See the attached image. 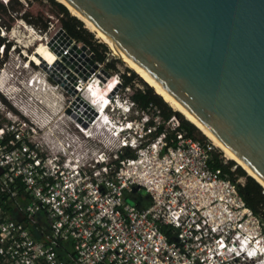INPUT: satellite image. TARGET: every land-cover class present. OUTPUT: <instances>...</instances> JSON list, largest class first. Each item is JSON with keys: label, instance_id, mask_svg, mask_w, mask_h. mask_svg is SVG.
Here are the masks:
<instances>
[{"label": "built area", "instance_id": "2783aa9c", "mask_svg": "<svg viewBox=\"0 0 264 264\" xmlns=\"http://www.w3.org/2000/svg\"><path fill=\"white\" fill-rule=\"evenodd\" d=\"M150 122L113 156L44 145L0 108V264H264V218L214 166L212 146L175 122L172 144L153 139L162 122ZM145 136L160 143L150 150ZM143 191L142 209L127 195Z\"/></svg>", "mask_w": 264, "mask_h": 264}, {"label": "water", "instance_id": "95a60500", "mask_svg": "<svg viewBox=\"0 0 264 264\" xmlns=\"http://www.w3.org/2000/svg\"><path fill=\"white\" fill-rule=\"evenodd\" d=\"M60 1L264 187V0Z\"/></svg>", "mask_w": 264, "mask_h": 264}, {"label": "rangeland", "instance_id": "374dc122", "mask_svg": "<svg viewBox=\"0 0 264 264\" xmlns=\"http://www.w3.org/2000/svg\"><path fill=\"white\" fill-rule=\"evenodd\" d=\"M0 2L5 5L8 4L10 9L13 10L18 8V3L20 2L33 16H42L44 20L49 19L51 21L48 23L49 26L46 30L39 29L22 19L21 16L24 12L18 14L8 10L2 16L12 25L10 30L4 35H2L0 30V36L6 38L5 43L8 44V40L11 41L8 51H4L3 53L0 51V75H2L0 79L1 112L4 116H7V113H11L14 120L26 122L29 125L28 127L33 126L37 130L35 139L38 142L50 147L55 146L56 148L63 143L64 145L71 144V146L80 147L83 150L94 149L99 151V149H102L109 151L114 156L123 140H131L144 132L143 125L147 121L150 120L157 124L163 122L158 108L154 106H151L145 115H143V112L139 108L131 107V97L138 90H146L149 88V85L135 71L128 68L120 58L115 57L110 47L102 43L92 33L97 43L104 44L107 47V59L105 63L96 61L92 50L83 41L73 38L76 41L73 47H79L78 43H83L89 48L91 51L89 58L92 63V69L87 73H83L84 77L79 76L76 82L80 83L79 97H86L92 105L102 111L98 118L108 120L109 124L106 125L105 123V125L111 130H109L111 135L105 131H101L100 136L93 138L85 137L77 128L75 117L68 112L69 108L77 103L78 97L73 96L70 92L71 86L64 83L66 80L63 79V75L52 66V63L56 64L54 60L50 61L48 55L44 53V48L47 44L63 35V33H59L63 28L57 22V18L53 16L55 14L53 13V6L48 0H0ZM12 15L14 18L17 17V20H12ZM66 46L61 49L62 59H59L63 64L68 66V71L71 70V72L77 74L78 72L64 61V58L70 54L72 48L70 43H67ZM37 57H40L39 59L43 61L44 65L47 63L49 68H52L51 73L59 82L41 69L42 65L37 60ZM109 64L114 66L112 67L113 69L108 67ZM57 66L62 71V67ZM130 71L134 73L135 78L129 88H124L120 76L124 74L132 75ZM41 80L43 83H40ZM46 90L49 91L46 92ZM55 102L56 105L52 106ZM23 104L31 111L33 116L25 115L26 113L21 109V106H24ZM50 106L51 108H49ZM129 108L130 111H128ZM173 111L176 112L175 110ZM44 126L46 127L44 128ZM72 139L76 140L75 144L71 143ZM158 142L160 143L159 140L155 142L150 141V138L147 136L142 141L143 144H148L149 146L147 147L149 148H154V145L158 146ZM211 144L215 146L212 142ZM219 150L222 152L221 158L225 162H234L229 160L221 149ZM244 182V177H237V183L243 184ZM127 198L132 204L138 205L142 209L151 206V200L145 191L142 192V195L137 192L129 193Z\"/></svg>", "mask_w": 264, "mask_h": 264}, {"label": "trees", "instance_id": "16d2710c", "mask_svg": "<svg viewBox=\"0 0 264 264\" xmlns=\"http://www.w3.org/2000/svg\"><path fill=\"white\" fill-rule=\"evenodd\" d=\"M53 6V16L57 18V22L60 23L61 27L75 40L83 41L94 53L96 61L100 63H105L107 59L108 49L104 44L97 43L94 40L92 33L85 28V24L73 17L69 10L58 3L55 0H48ZM8 10L14 11L16 13H23L21 16L22 19L26 20L31 25L46 30L48 28V23L51 22L49 19L44 20L42 16L35 17L33 14L28 12L29 10L20 2L18 3L17 9H10L8 4H3L0 2V18L1 25L10 29L11 25L8 23L5 18L2 16L4 13H7ZM12 20H17V17L11 16ZM45 21V22H44ZM5 39L0 37V47L4 44ZM108 67L112 68V64H109ZM113 69V68H112ZM132 75L124 74L120 76L122 81V86L124 88H129L132 85V82L135 78V75L130 71ZM132 101L135 103L136 107L140 109L143 114H147L150 107L154 106L158 108L159 113L162 117V124L159 125L157 131H155L151 137L156 139L161 135H165V138L169 144H172L173 139H177L175 131L171 130V123L175 122L177 124L178 130H184L188 133L189 136L193 137L196 140L201 141L204 144L212 146L211 142L207 139L205 135L191 122L187 119L185 120L181 113L174 112L164 100L158 96L154 90L149 87L146 90H138L132 97ZM148 126H155V123L151 121ZM212 155H213V164L215 167H219L223 170L224 174L229 176L234 182H237V177H244L245 182L239 184L238 188L243 196L246 204L250 207L254 213L258 216L264 218V188L252 177H250L247 172L238 166L235 162H225L221 158V151L217 147L212 146ZM128 156L136 157L134 152H128ZM236 166V169L233 170V167ZM237 176V177H236Z\"/></svg>", "mask_w": 264, "mask_h": 264}, {"label": "bare ground", "instance_id": "6f19581e", "mask_svg": "<svg viewBox=\"0 0 264 264\" xmlns=\"http://www.w3.org/2000/svg\"><path fill=\"white\" fill-rule=\"evenodd\" d=\"M58 3H61L62 5H64L70 12V14L73 17H76L77 19H79L80 21H82L86 28L93 33L102 43H104L105 45L109 46L113 55L115 57L120 58L125 65L132 69L133 71H135V73L137 75H139V77L149 85V87H151L155 93L160 96L164 102L166 104H168L173 110L181 113L137 68L136 66L130 61L128 60L119 50H117L111 43H109L107 40H105L104 38H102L100 35H98L92 28H90L73 10H71L69 7H67L64 3H62L60 0H56ZM51 42V41H50ZM67 43H69V38L67 37V35L63 34L61 37L54 39L51 43L47 44L45 49V54L48 55L50 61H53L59 65L60 67H62V71L59 70L60 68H58V66L54 63H52L53 67H55L61 75H63V79L66 80L64 81V83L68 86H71V93L73 94L74 97H78L77 98V103H75V105H73V107L69 108L68 112L70 114H72L76 121H77V128L81 131V133L88 138H93V137H97L101 135V131H105L107 132L109 135H111L110 133V129H108L106 127V125L109 124L108 120H102L100 119V117L98 118V116L102 113L101 110H98L96 108V106L92 105L90 103V101H88L86 99V97H79V91H80V83L76 82V80H78L79 76L84 77L83 73H87L90 69H92V63L91 60L89 58V56H91V52L89 51H84L81 50L83 49V47L81 45H78L79 47H72L70 54L67 55V57L64 58V61H66L75 71H77L78 73L75 74L74 72H71V70H67L68 66H66V64H63L61 62L60 59H62V57H58L61 49L63 47H67ZM60 46V47H59ZM71 48V47H70ZM51 52V54H50ZM58 52V54H57ZM69 52V51H68ZM49 53V54H47ZM40 57H37V60L39 61V63L42 65V70L45 73H51L52 68L50 69L49 66L47 65V63H45V65L43 64V61L39 59ZM60 58V59H59ZM80 61H82L80 63ZM56 65V66H55ZM94 69V68H93ZM56 71V70H53ZM67 71V72H66ZM42 78V77H41ZM86 78V77H85ZM62 79V80H63ZM85 80V79H84ZM39 81V80H38ZM31 82V81H30ZM35 82V81H34ZM33 82V83H34ZM36 83V82H35ZM40 83H43L42 80L40 81ZM30 84V83H29ZM38 84V83H37ZM45 84V83H44ZM60 84V83H59ZM50 85V84H49ZM62 85V84H61ZM33 86V84H32ZM39 86V85H38ZM63 86V85H62ZM31 87V86H30ZM64 87V86H63ZM39 88V87H37ZM41 88V86H40ZM39 88V89H40ZM42 89V88H41ZM46 89V88H45ZM49 89V88H48ZM66 90V89H65ZM68 90V89H67ZM49 90H46V92ZM88 96V95H87ZM39 98V96H38ZM42 99V98H40ZM90 100V99H89ZM94 100V99H93ZM44 101V100H43ZM45 103V102H44ZM47 103V102H46ZM16 105H18L17 103H15ZM24 105V104H23ZM56 105V102L52 105L54 106ZM45 107V106H44ZM69 107V106H68ZM51 108V106L49 107ZM21 109L24 111V113H26L29 116H33L31 114V111L29 109H27L24 106H21ZM182 114V113H181ZM183 115V114H182ZM95 116V117H94ZM184 116V115H183ZM94 117V118H93ZM185 117V116H184ZM98 118V119H97ZM97 119V120H96ZM185 119H187L189 122H191L194 126H196L202 133L203 135H205L217 148L221 149L223 151V153H225L226 157L229 160H232L234 162H236V164H238V166H240L241 168H243L247 174L254 178L241 164L240 162L234 158L230 153H228L225 149H223L220 145H218L215 141H213L204 131H202L197 125H195L192 121H190L188 118L185 117ZM105 121V122H104ZM106 123V125H105ZM42 126V125H41ZM46 126H44L45 128ZM51 130V129H50ZM110 130V131H109ZM109 131V132H108ZM68 134V133H67ZM99 138V137H98ZM71 143H76V140H71ZM255 179V178H254ZM256 180V179H255ZM257 181V180H256ZM258 182V181H257ZM259 183V182H258ZM260 184V183H259ZM261 185V184H260ZM262 186V185H261ZM263 187V186H262ZM264 188V187H263Z\"/></svg>", "mask_w": 264, "mask_h": 264}]
</instances>
